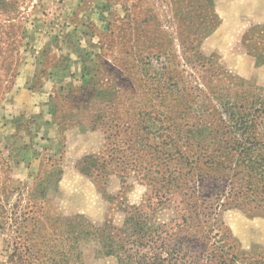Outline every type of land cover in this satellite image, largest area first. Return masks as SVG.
Segmentation results:
<instances>
[{"label":"rangeland","instance_id":"374dc122","mask_svg":"<svg viewBox=\"0 0 264 264\" xmlns=\"http://www.w3.org/2000/svg\"><path fill=\"white\" fill-rule=\"evenodd\" d=\"M263 189L264 0H0V264H264Z\"/></svg>","mask_w":264,"mask_h":264},{"label":"trees","instance_id":"16d2710c","mask_svg":"<svg viewBox=\"0 0 264 264\" xmlns=\"http://www.w3.org/2000/svg\"><path fill=\"white\" fill-rule=\"evenodd\" d=\"M230 132L232 133L233 131L230 130ZM233 146L234 145L232 144L231 147H233ZM211 153H214V152H211ZM205 155H207V154H205ZM209 157H210V159L207 158L205 161H201V164H202L201 167L206 168L208 170V172H207L208 174H209V171L214 169V168H220V167L222 168L223 167V165H224V161L223 160L222 161H218V159L216 160V158H214L213 155H210ZM217 157H218V155H217ZM199 159H200V157H198V159H197V162H196L197 164L200 161ZM183 163H188L189 164V162L187 161L186 157L181 154L180 164H183ZM195 166L197 167L198 165H195ZM192 168L193 167H191V170H192ZM191 170L186 172L184 175L180 174L179 177H178V175L177 176L169 175V177H171L170 179L172 181L177 180L179 178L188 179L189 173H191ZM172 183H174V182H172ZM251 185H252V183L250 185H246L245 188H247V191L250 190V191H252L254 193V191L256 190L257 186L255 184L252 185V186ZM192 187L194 189H196L195 185H192ZM261 191L264 192V189L261 190ZM238 193L235 194L234 197H237ZM53 219H54V217H53ZM62 222L63 221L59 220V218L55 219L51 223L48 222L47 224H44L43 222H40V221L39 222H37V221L33 222L32 221V223H31V233L34 234V236L31 238V242L30 243L28 241H26L25 247H24V255L23 256L24 257H27L29 255L31 256V250H32V254L41 251V250L35 251L33 249V247H35L36 245H39L40 249H42L43 247L47 248V250L51 249V247H52L51 242L53 240H57L59 242V244L62 245L61 246L62 249H61L60 252H58L59 260L53 261L52 264H69V260H70L69 256L72 254V250L74 249L75 243L78 241L79 237L81 235H83V237H86V236H88V234L93 236L95 233H94L93 229H88V228H84V227L82 229H78V230L75 231V228L78 225H80V224L76 223V224L73 225V222H71L68 225L69 229L64 228V229H66V233L62 237L59 236L58 238L54 239L55 236H53V233L51 234V231H49V226L54 225L56 223H59L58 228L61 230L62 225H63ZM28 239H30V238H28ZM42 253L43 252H40V254H42ZM19 255H21V254H19ZM43 255L46 256L45 253ZM176 261H179V260L177 259ZM149 264H165V263L162 260H158L156 262L149 263Z\"/></svg>","mask_w":264,"mask_h":264},{"label":"crops","instance_id":"0c3cea01","mask_svg":"<svg viewBox=\"0 0 264 264\" xmlns=\"http://www.w3.org/2000/svg\"><path fill=\"white\" fill-rule=\"evenodd\" d=\"M37 62H30L29 64H26L22 69V73L20 74L18 80L20 81L19 85H22V90L21 94L18 96H15L17 100H22L23 97L24 99H27L28 104L33 107L34 109V126L39 127V129H45L46 131H53V124L50 121L49 118L45 115L43 112L44 110V104H47L44 102H38L36 101V97L39 94L38 89H33L31 88L32 84L29 83V80L34 79L39 73L42 71V59L36 60ZM78 63H76L77 65ZM71 66H69L70 68ZM79 69V68H78ZM76 70V69H75ZM72 69H67L64 66H54L53 70L51 72H48V79L54 82H57L60 79H66V78H73L75 75H77V70ZM80 71H81V66H80ZM60 72V73H59ZM75 72V74H74ZM59 73V74H58ZM36 88V87H35ZM23 99V100H24ZM37 104V106H36ZM38 133V132H37ZM35 152V151H34ZM37 156L39 155L38 152H36ZM34 157V155H33ZM34 159V158H33ZM35 160V159H34Z\"/></svg>","mask_w":264,"mask_h":264}]
</instances>
